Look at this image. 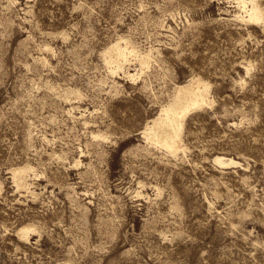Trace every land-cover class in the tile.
Wrapping results in <instances>:
<instances>
[{
    "label": "rangeland",
    "instance_id": "rangeland-1",
    "mask_svg": "<svg viewBox=\"0 0 264 264\" xmlns=\"http://www.w3.org/2000/svg\"><path fill=\"white\" fill-rule=\"evenodd\" d=\"M256 2L0 0V264H264ZM197 78L172 154L144 130Z\"/></svg>",
    "mask_w": 264,
    "mask_h": 264
},
{
    "label": "bare ground",
    "instance_id": "bare-ground-1",
    "mask_svg": "<svg viewBox=\"0 0 264 264\" xmlns=\"http://www.w3.org/2000/svg\"><path fill=\"white\" fill-rule=\"evenodd\" d=\"M243 3L249 20L258 21L263 18V12L257 5L256 0H250V7L246 8L247 0H240ZM111 55L115 56V60H111L110 63L115 62V65H111L110 68L115 71L122 69L124 75L130 78H134L130 68L127 66V62L130 60L131 55H135L140 58L143 65L149 63L150 54L139 53L136 48H132L128 42L123 45L121 41L116 42L108 51ZM210 90V84L199 78L191 80L186 84L180 85L174 97L161 112L153 118L152 122L144 130V135L148 137L152 142L158 146L166 149L172 154L178 153L182 148L181 135L184 128V119L189 112L196 107H200L206 103H210L208 96ZM215 161L224 167L236 165L238 161L233 158L217 155ZM26 169L20 170L15 174L20 183L23 182ZM21 232L29 233V230H23Z\"/></svg>",
    "mask_w": 264,
    "mask_h": 264
}]
</instances>
